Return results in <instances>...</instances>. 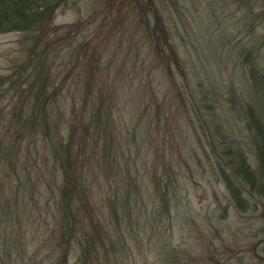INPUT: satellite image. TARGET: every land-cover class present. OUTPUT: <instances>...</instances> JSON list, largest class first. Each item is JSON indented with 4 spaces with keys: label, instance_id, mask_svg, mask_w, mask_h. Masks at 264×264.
I'll use <instances>...</instances> for the list:
<instances>
[{
    "label": "rangeland",
    "instance_id": "1",
    "mask_svg": "<svg viewBox=\"0 0 264 264\" xmlns=\"http://www.w3.org/2000/svg\"><path fill=\"white\" fill-rule=\"evenodd\" d=\"M138 5L134 0H68L57 8L47 40L52 72L69 79L60 96L64 103L82 99L87 78L101 85L114 81L117 129L134 154L137 127L142 145L134 154L136 166L145 172L152 162L162 169L165 161L174 177L170 211L161 222L149 223L145 218L156 213L153 204L135 207L138 222L114 232L120 250L108 264H264V198L245 190L249 205L240 210L225 181L235 178L228 146L241 147L256 164L247 110L252 106L264 123V0L159 3L196 92L192 108L178 92L181 71L173 66L167 74L158 63ZM34 35L0 32V109L11 99L6 77L28 62L26 49ZM90 63L93 75L87 71ZM23 145L13 161L18 165L8 167L7 175L6 162L0 161V264H53L50 168L41 159L28 160L34 147ZM27 145L33 148L28 156ZM143 197L149 198L148 191ZM170 254H177L173 263Z\"/></svg>",
    "mask_w": 264,
    "mask_h": 264
},
{
    "label": "trees",
    "instance_id": "2",
    "mask_svg": "<svg viewBox=\"0 0 264 264\" xmlns=\"http://www.w3.org/2000/svg\"><path fill=\"white\" fill-rule=\"evenodd\" d=\"M67 1L0 0V32L17 30L35 34L34 44L26 49L28 62L25 60L15 75L6 77L11 99L0 109V161L6 162L7 175L9 168L14 170V165H18L13 163L14 158L19 150L23 152V143H27L34 147L27 145V156L32 149L34 153L28 160L41 159L50 168L52 179L48 183L52 182L54 199L52 236L57 253L53 264H108L120 250V239L114 232L120 234L125 224L133 228L138 222L133 209L151 202L156 213L145 220L161 222V215L170 211L168 193L175 183L165 161L162 169L152 162L145 172L136 166L138 159L134 154L142 145L137 140V127L133 130L137 148L134 154L117 129L120 123L115 113L119 106L114 100L118 85L114 81L101 85L87 78L81 100L74 99L68 105L69 101L66 104L60 98L69 79L61 80L58 72H52L49 54L52 45L47 40L52 36L57 8ZM134 1L149 25L153 51L160 58L158 63L167 74L172 75L173 66L181 71L184 80L178 92L187 108H192L189 102L196 96L195 89L190 87L159 10V3L170 5L176 0ZM91 66L92 63L87 64V71L93 75ZM203 90L202 97L206 99L209 93ZM141 93L140 90L135 96ZM161 110L158 105L157 124L161 121ZM247 114L256 164L241 147L228 146L226 150L235 180L226 176L225 181L240 210L249 205L245 190L264 198V123L254 115L252 106ZM30 182L33 194L34 180ZM145 191L151 199L143 197ZM171 199L175 201L177 195L171 194ZM168 258L173 263L177 254Z\"/></svg>",
    "mask_w": 264,
    "mask_h": 264
}]
</instances>
